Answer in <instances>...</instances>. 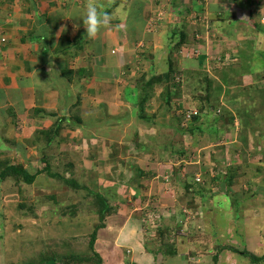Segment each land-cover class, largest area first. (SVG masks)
I'll list each match as a JSON object with an SVG mask.
<instances>
[{"label":"rangeland","instance_id":"obj_1","mask_svg":"<svg viewBox=\"0 0 264 264\" xmlns=\"http://www.w3.org/2000/svg\"><path fill=\"white\" fill-rule=\"evenodd\" d=\"M199 1L204 2V10L218 0ZM147 2L0 0L13 6L11 16L20 18L15 28L23 32L22 40L34 41L36 50L40 44L53 53L39 64L36 101L25 104L22 116L11 107L0 116V172L17 169L0 174V264H111L114 253L99 262L88 244L101 223V228L108 225L110 230L122 227L123 237L130 236L117 241L123 264H256L242 252L264 254V184L262 189L255 184L245 187L250 179L264 182V176L249 173L245 181L239 172L233 170L232 175L228 169L242 164L246 154L258 169L263 168L264 142L257 139L261 133H243L241 149L233 153L229 144L213 139L220 121L215 118L221 115L215 116L210 107L208 118L187 123L183 112L192 105L177 104V98L184 89L191 98L201 100L196 88L202 71L191 62L185 73L188 58L186 52L181 55L185 47L173 45L170 31L174 22L184 27L183 17L195 16L201 8L193 9L187 0L182 6L180 0H153L139 29V15H132L130 9ZM47 4L58 15H51ZM90 5L96 7L101 21L95 35L87 32L84 21ZM34 6L36 16L42 12L44 23L58 19L46 41L33 38L40 27ZM256 12L261 16L263 11ZM168 14L169 20L174 18L166 22ZM130 20L135 26L128 31L123 24ZM108 21L120 27H106L111 31H105V37L100 31ZM100 46L108 63L120 55L124 59L111 83L119 89L107 94L110 110L96 83L102 65L107 64ZM234 62L220 63L225 64L220 68L240 64ZM169 67H179L180 72L170 73ZM64 72L69 74L67 81ZM122 100H131L132 117L116 115L126 111L114 107V102ZM166 107L171 114L163 113ZM259 111L248 109L247 117L254 113L252 124H257L254 117ZM246 115L239 118L241 123ZM201 149L199 167L193 162ZM20 169L33 180L28 181ZM229 170L231 182L236 174L241 177L233 187L224 180ZM98 194L108 205L102 219ZM214 198L219 201L214 203ZM257 264H264V258Z\"/></svg>","mask_w":264,"mask_h":264},{"label":"crops","instance_id":"obj_2","mask_svg":"<svg viewBox=\"0 0 264 264\" xmlns=\"http://www.w3.org/2000/svg\"><path fill=\"white\" fill-rule=\"evenodd\" d=\"M91 1L92 0H89V2ZM152 1L153 0H148L147 4L144 3L137 8H132L133 10L130 9L133 11L132 15H139L136 24V27H139V29L144 27L146 23V18L148 17L146 12L149 9L148 4H150V6L153 5ZM187 1L192 3L193 9L198 5L201 11L195 16L190 14L183 17L184 20L181 21V25L185 26L182 28L177 27L178 25L180 26V21L177 23L174 22L173 29L170 31L171 42H173V45L176 44V48L178 49L182 48V46L185 47V51L181 54L185 55L186 52V57L188 58L185 59L184 62L185 73L186 70H189L187 68L188 64L192 62L191 65H194L195 68L201 69L202 71L198 76L202 77V75H204L207 78L206 81H203L200 79L201 77H198L199 83L195 80L196 84L198 83L196 90L198 95L201 96V100L191 98L183 89L182 95L177 98L178 101L176 103L183 102V106L187 107L188 105H192L195 108L202 107L207 109L210 107L212 110L220 109L222 116L215 118L220 121L216 124L217 127H214L215 135L213 139L215 140L216 137H218L219 140H223L220 142L221 144H229L231 150H234L233 153H237L238 151L236 152L235 150L241 149L240 145L242 144L241 142H243L241 138L246 131L252 130L253 135L261 133V136L257 139L264 142V23L260 22V15L257 16L258 13L256 12L258 10L264 12V0H262V6H260L261 3H257V0L256 2H252V0H218L211 4L210 8H205L204 10V2L202 3L199 0ZM185 2L186 0H180L181 6L184 5ZM47 5L48 8L51 7L49 4ZM8 6L10 5L0 3V116L5 114V111L10 107L14 108L15 112L19 115L22 111L24 112L26 103H29L31 99L32 102L36 101L38 98L36 95L38 84L35 83V79H38L41 72L40 70L42 69L39 64L46 62L47 58H50L53 54L52 52L48 54V51H46L45 48L43 49V45L41 48L40 44H38L36 50V46H33L34 41L29 39H24L25 41L22 40V38H24L23 32L15 28V23L19 24L20 18L16 19L14 15L11 16L10 14L13 13L11 11L13 6H10V8ZM53 8L54 7H51V9L49 8V13H52L51 15H53V13L58 15V10ZM33 10L36 16L38 14L37 7L34 6ZM186 12L189 11H185V14ZM41 14L39 17L36 16L38 20L40 19V27L38 32L34 33L35 36L33 38H40L42 41H46L48 31H51V27H55L54 24L58 23V19L55 21L53 18L46 24V22L44 23V21H42L45 19L42 18ZM166 16V22L174 18L173 16V18L169 20L170 15L168 14ZM119 18L122 20L126 19V17L123 19L120 16ZM132 23L133 22L130 20L128 23L123 24V26L128 28L129 31L135 26V24ZM102 26H104L105 29H101L100 32L102 33L100 34L105 37L107 36L104 32L111 31L108 29L106 30V27H117V29L120 27L119 24L115 25L109 21ZM82 28L83 30L85 29L84 27ZM145 35L148 34L145 33ZM108 39H111V36H109ZM112 41L114 45L120 43L114 37ZM124 45H121V47L124 48ZM98 50L100 54H102L103 63L105 59L107 64L106 66L102 65L103 70L98 72V81H96V83L100 84V86H97V89L101 92L105 101H108L107 108L109 109L111 108V103L109 100L110 97L107 96V94H109V90L119 89V87L116 88L112 86L111 83L112 79L118 75L116 71L120 70V66L121 68L123 67L122 62H124V59H121L120 57H122V55H120L119 58H113V62L108 63L109 58L106 54L104 58L103 46H100ZM193 53H197L195 57ZM229 60H232V63L236 61L240 64L229 63L227 64L230 65L228 68H220V65H225L220 63ZM245 65H248L247 69L244 68ZM178 68L179 67L171 69L169 67L168 71L170 73H179L180 71H178ZM191 68H193V66ZM64 77L67 81L69 74H65ZM123 90L125 89L123 88ZM205 91L207 92L205 93ZM208 92L209 95H207ZM39 93H41V91ZM256 94H258V96H256ZM114 103L115 108L124 107L126 109V111L121 110L116 113V115L123 116V119H126L129 115L131 117L133 116L131 114V100L130 102L122 100ZM167 108L168 107L164 108L163 113H170ZM256 108H260L261 111L254 117V119H257V121L255 120L257 124H252V116H254V113L252 112L249 117H247V113L248 109L255 110ZM160 114L161 112L159 111L158 115ZM244 115H246V119L241 123L239 118ZM206 118H208L207 113L202 114L196 121L198 123ZM220 122H223L222 127L220 126ZM238 131L240 133V138ZM221 134L224 136L222 139H220ZM248 137L249 139H247V142L251 140V136L248 135ZM218 143L219 142H217V144ZM202 150L204 149L198 150L199 152H197V157L195 158L196 161L193 162L194 165L200 163L199 159L201 155H198V153ZM190 154L191 153H187L186 156ZM245 159L246 160H244L242 164H233L234 168L231 169V167L228 166V169L230 168L231 171L235 170L237 173L239 172L241 177L244 176L242 177L244 180L248 179L247 177L251 175L249 173L260 174L262 177L264 176V166L261 170L258 169L254 163V159L249 158L247 154L245 155ZM236 175L237 176L233 179L232 187L234 183L241 178L238 174ZM248 184L249 183H246L245 185L246 190L250 189L252 184L260 187L264 182L261 183V181H259L255 183V181H251L250 179V184ZM221 196L219 198H221ZM219 198H214V203H217L219 200L215 199ZM172 199L175 200L173 197ZM173 203L175 204L174 201ZM177 211L178 209L176 212ZM119 230L126 232L122 227H118L117 230H110L108 229V225H106L98 230L97 238L94 242V251L101 256L100 258L102 260H105L108 254L114 253L113 259L110 261L111 264L125 263L124 258L121 260L117 254L120 252L117 241H121L125 238L127 239L130 236L123 237L124 234ZM119 234L123 238L119 239ZM132 236L131 234V237ZM105 263L107 264L108 262Z\"/></svg>","mask_w":264,"mask_h":264},{"label":"trees","instance_id":"obj_3","mask_svg":"<svg viewBox=\"0 0 264 264\" xmlns=\"http://www.w3.org/2000/svg\"><path fill=\"white\" fill-rule=\"evenodd\" d=\"M64 74H65V72H64ZM67 74V73H66ZM200 110H202V108L200 109ZM198 117H199V115H194V116H192V121H196L197 119H198ZM63 119H65V118H63ZM192 123V122H191ZM181 155H183V154H181ZM16 171L17 169H15V168H13V167H10V168H6L5 170H2L1 172H0V174L2 175V176H5V175H7L8 174V172L9 171ZM18 172H20V174H24V177L26 178V179H28V181H32L33 180V176H30L29 174H27V173H25V172H23V171H21V169L20 170H18ZM229 172H230V170L228 171V173H227V175L226 176H224V180H226V182H227V184L230 186V185H232V182H231V177L228 175L229 174ZM232 173V175L234 174V172L232 171L231 172ZM19 174V175H20ZM57 177H59L58 176V174H55ZM54 175V176H55ZM230 179H229V178ZM64 182L65 183H68V184H70V185H75V182L74 181H72V180H67L66 178H64ZM77 187H79V185L77 184ZM101 200H102V210L100 211V213H101V219L103 218V215H104V212H105V210L107 209V204L105 203V201H104V199H103V197L100 195V194H98L97 195ZM97 226V225H96ZM102 227V223L99 225V226H97V227H95L94 229H93V232L90 234V240H88V244H89V246H90V248H92L91 250L92 251H94L93 250V247H94V242H95V239L97 238V233H98V230L100 229ZM222 249H224V247H221ZM225 248H227V247H225ZM229 249H231V250H234L235 251V249L234 248H230V247H228ZM243 254H246V255H248L249 256V258H250V260L253 262V263H259L261 260H263V258H264V254L263 255H259V256H257V255H254V254H250V253H248V252H242ZM96 257H97V260L100 262L101 261V259H100V256L98 255V253H96V255H95ZM98 264V263H97Z\"/></svg>","mask_w":264,"mask_h":264},{"label":"clouds","instance_id":"obj_4","mask_svg":"<svg viewBox=\"0 0 264 264\" xmlns=\"http://www.w3.org/2000/svg\"><path fill=\"white\" fill-rule=\"evenodd\" d=\"M264 14V12H262V15ZM105 16H107V14H105ZM84 21L87 23V28H86V30H87V32L90 34V35H95V33L98 31V28H99V26H100V24H101V21H100V19L98 18V13H97V9H96V7L94 6V5H90L88 8H87V10H86V13H85V17H84ZM260 22H262L261 21V16H260ZM263 23V22H262ZM181 102H178L177 104H180ZM184 108V107H183ZM187 110H195L196 111V114H192L191 115V117L189 118V119H186V117L184 116L185 115V113L183 112V117H184V119L185 120H188L187 121V123L189 122V121H191V119H192V116H194V115H199V117L202 115V114H205V113H207V115L209 114V110H208V108L206 109H204V108H202V110H197V108H195V107H193V106H191L190 108H187L186 109V111ZM214 114H215V116H217L218 114H220L221 116H222V112H221V110L220 109H216V110H213L212 111ZM217 114V115H216ZM197 182H200L201 180H196Z\"/></svg>","mask_w":264,"mask_h":264},{"label":"built area","instance_id":"obj_5","mask_svg":"<svg viewBox=\"0 0 264 264\" xmlns=\"http://www.w3.org/2000/svg\"><path fill=\"white\" fill-rule=\"evenodd\" d=\"M261 21L264 23V14L261 15ZM192 114H196V111L195 110H187L185 112V117L186 119H189L191 117ZM196 180H200V177H197Z\"/></svg>","mask_w":264,"mask_h":264}]
</instances>
